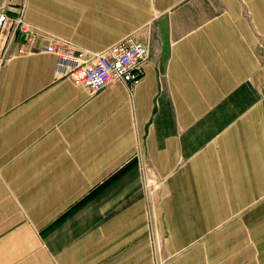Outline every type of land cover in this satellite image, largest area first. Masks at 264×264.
Instances as JSON below:
<instances>
[{
	"label": "crops",
	"instance_id": "0c3cea01",
	"mask_svg": "<svg viewBox=\"0 0 264 264\" xmlns=\"http://www.w3.org/2000/svg\"><path fill=\"white\" fill-rule=\"evenodd\" d=\"M37 45L150 46L91 94L0 40V264H264V0H0Z\"/></svg>",
	"mask_w": 264,
	"mask_h": 264
},
{
	"label": "built area",
	"instance_id": "2783aa9c",
	"mask_svg": "<svg viewBox=\"0 0 264 264\" xmlns=\"http://www.w3.org/2000/svg\"><path fill=\"white\" fill-rule=\"evenodd\" d=\"M7 29L15 30L11 40L17 32L23 35L24 41L18 49L20 55H54L57 78L70 79L76 87L91 94L117 82L133 89L141 81L150 56V46L133 37L123 39L103 52L79 51L71 42L58 38H49L37 45L31 25L24 19L23 8L11 19L7 7H0V40Z\"/></svg>",
	"mask_w": 264,
	"mask_h": 264
}]
</instances>
